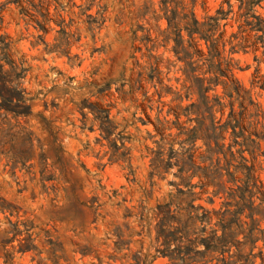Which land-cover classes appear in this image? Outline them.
<instances>
[{
  "label": "rangeland",
  "instance_id": "rangeland-1",
  "mask_svg": "<svg viewBox=\"0 0 264 264\" xmlns=\"http://www.w3.org/2000/svg\"><path fill=\"white\" fill-rule=\"evenodd\" d=\"M175 1L170 8L193 10L200 21L222 2ZM232 3L237 10L238 1ZM254 11L264 17V1ZM163 15L161 0H0V39L9 43L8 57L22 72L18 80L12 73L7 84L24 90L31 105L30 114L8 112L0 123V264H172L164 256L169 245L159 233L158 213L167 205L178 212L179 188L195 194V207L211 211V223L198 221L190 229L217 228L215 211L225 200L214 195L217 187L202 188L198 176L185 186L176 165L158 166L159 151L175 162L173 152L191 147L182 141L197 124L194 110H186L197 95L188 90L186 65L173 50L174 33ZM223 28L229 38L237 24ZM183 35L188 47L185 30ZM196 48L207 52L203 42ZM230 48L228 43L223 61H230L250 99L264 107V90L252 89L255 53ZM256 54L264 58L261 50ZM206 56L195 53L194 59L201 65ZM259 68L264 74V60ZM223 91L219 84L225 121L230 98ZM230 141L228 133L225 142ZM194 148L201 163L204 141L198 139ZM244 154L252 165V155ZM254 163L264 190V161ZM236 176L242 185L244 173ZM179 225L172 221L167 229ZM234 232L245 240L239 228ZM179 244L171 241L170 249ZM258 246L264 250L262 240ZM195 249L205 246L197 243Z\"/></svg>",
  "mask_w": 264,
  "mask_h": 264
},
{
  "label": "trees",
  "instance_id": "trees-1",
  "mask_svg": "<svg viewBox=\"0 0 264 264\" xmlns=\"http://www.w3.org/2000/svg\"><path fill=\"white\" fill-rule=\"evenodd\" d=\"M193 3L196 0H192ZM237 10H234L232 0H222L214 14H209L203 21H200L195 12L189 13L179 11L178 8H170L175 0H161L163 17L166 18L169 28L174 33L175 46L173 48L178 59L185 62L183 72L186 75L185 81H190L187 86L191 93L197 95V102L191 103L186 108L194 110L197 114L194 117L197 122L192 128L187 129V137L182 144H191V147L184 148L181 153H172L176 161L165 159L164 152L159 151L157 155L158 166L164 168L170 165L178 167L177 176L185 186H190L187 180L195 176L202 181V188L210 186L217 187L215 196L225 197L220 210L215 211L218 216L217 228L207 232L206 228L190 229V225L195 222L211 223V211L202 205L194 206V193L179 188L175 195L178 204V212L173 213L170 206L159 207V233L165 236V244L169 245V251L164 253L168 256L172 264H195L202 261L203 264H264V250L258 246L260 240L264 242V190L258 185L255 176V161L262 158L264 161V107L256 104L248 96L249 91L242 87L236 79L230 67V61H223L222 54L226 50L227 44H231L230 52H237V47L243 49L251 48L255 53L254 60L258 66L252 73V89L259 87L264 90V74H260L259 65L264 58L257 56L259 50L264 56V17L254 11L256 5H261L264 0H237ZM227 5V8L225 7ZM233 20V22L229 21ZM222 20H226L222 25ZM232 27L237 24V30L226 38L227 24ZM183 25V26H182ZM183 30L187 33L189 46H184ZM199 42L205 44L207 52L197 49ZM9 43H4L0 39V49L3 56H0V123H4L8 112H13L15 117L31 113V105L27 103V98L22 91H18L17 86L7 84L8 77L14 73L16 79L22 77V72H17L18 66L15 61L8 57ZM195 51H190L191 48ZM195 53L201 56L207 55L201 65L194 59ZM5 60L10 65L9 70H5ZM225 65V66H224ZM207 67L203 70V67ZM203 70V75L199 73ZM214 75L206 77V75ZM153 80V75H150ZM141 81V79H139ZM161 82V81H160ZM224 87V95L230 98V112L224 121L225 104L222 97L217 93L218 85ZM211 91H215L213 96ZM147 92H145L146 94ZM162 94L159 92V97ZM151 101L149 96H146ZM236 100H240V110H235ZM15 104L11 106L12 103ZM249 105H252V113L248 115ZM195 108V109H194ZM5 110V113H2ZM217 111L221 116H217ZM180 115L177 114V117ZM252 122L246 124L248 119ZM157 130L160 127L155 125ZM252 131L246 134V131ZM230 133L231 141L225 142L226 134ZM204 141L205 150L201 156V163L195 160L196 141ZM237 149H234L236 148ZM245 151L252 155V165L245 156ZM244 173L245 178L242 185L238 184L236 173ZM227 183L234 186H227ZM175 185H179L175 183ZM211 202L214 200L211 198ZM202 209L203 213L199 214ZM245 216L249 219L243 220ZM172 221H177L180 225L169 231L167 225ZM247 225V227H245ZM237 227L244 233V241L237 239L234 228ZM221 231V233H219ZM194 234L204 235L201 239L192 236ZM175 241L180 244L170 249V242ZM187 242L184 245L182 243ZM197 243L205 246L204 250H196ZM248 248V249H247ZM256 248H259L256 251ZM178 261H181L179 263Z\"/></svg>",
  "mask_w": 264,
  "mask_h": 264
}]
</instances>
